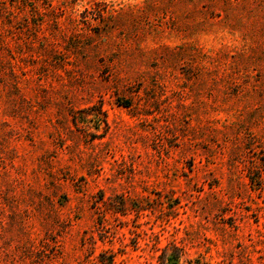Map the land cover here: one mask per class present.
I'll return each instance as SVG.
<instances>
[{
    "label": "rangeland",
    "instance_id": "374dc122",
    "mask_svg": "<svg viewBox=\"0 0 264 264\" xmlns=\"http://www.w3.org/2000/svg\"><path fill=\"white\" fill-rule=\"evenodd\" d=\"M108 256L264 264V0H0V264Z\"/></svg>",
    "mask_w": 264,
    "mask_h": 264
},
{
    "label": "trees",
    "instance_id": "16d2710c",
    "mask_svg": "<svg viewBox=\"0 0 264 264\" xmlns=\"http://www.w3.org/2000/svg\"><path fill=\"white\" fill-rule=\"evenodd\" d=\"M174 250H175V251H178L179 248L174 247ZM174 255H175V254H174ZM103 263H106V264H112V256H108V257L106 258V260H105ZM163 263H164V262H163Z\"/></svg>",
    "mask_w": 264,
    "mask_h": 264
}]
</instances>
